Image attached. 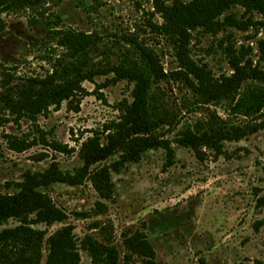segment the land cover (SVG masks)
<instances>
[{"label": "rangeland", "instance_id": "1", "mask_svg": "<svg viewBox=\"0 0 264 264\" xmlns=\"http://www.w3.org/2000/svg\"><path fill=\"white\" fill-rule=\"evenodd\" d=\"M92 12L66 0L57 10L66 24L97 33L101 36L96 60L118 62L134 38L138 44L154 52L168 74L179 67L175 49L164 36L151 31V21H161L148 0H91ZM239 18L243 8L235 7ZM255 19L260 15L255 14ZM7 27L0 31V63L7 68L19 66L18 73L43 72L49 65L37 57V39L45 36L41 28L27 15L5 16ZM264 28L246 30L226 26L217 33L199 28L192 32L190 56L219 76L230 74L231 51L250 47L247 57L264 65L259 40ZM111 72L107 76L111 77ZM170 75V74H169ZM106 76H96L95 82L85 81L73 102L79 111L64 102L38 117L36 124L75 151L57 152L38 144L17 152L9 148L5 134L38 136L32 122L21 119L6 121L8 115L0 111V192H13L28 170L46 169L56 159L61 169L74 172L83 164L78 155L81 143L95 133H103L105 126L118 119L117 104L130 96L132 85L126 81L111 82L97 88ZM165 105L178 115L177 128L167 129L165 138L174 149L173 163L167 161L164 148L146 151L137 162L127 163L120 171L112 172L115 193L104 201L108 210L95 211L101 200L88 178L81 185L55 182L44 190L67 213V219L52 226L38 224L48 235L63 225L71 224L78 241L86 234L98 236L91 229L95 221L111 222L113 243L125 254L122 233L129 229L143 230L155 247L156 264H264V206L258 198L264 196V127L239 141H227L221 153L203 148L199 156L178 142L179 128L204 114L206 108L216 109L226 117L223 108L215 105L192 107V95L180 80L169 76L158 83ZM158 89V88H157ZM156 89V90H157ZM196 110V111H194ZM239 119V118H238ZM236 119V120H238ZM240 120V119H239ZM45 157L38 159L39 154ZM117 155L100 164H109ZM263 222L262 224H259ZM18 222L10 219L5 226ZM259 225V226H258ZM46 252V250H45ZM78 264H91L87 251L81 249ZM45 260V259H44ZM44 264V261L42 262Z\"/></svg>", "mask_w": 264, "mask_h": 264}, {"label": "trees", "instance_id": "2", "mask_svg": "<svg viewBox=\"0 0 264 264\" xmlns=\"http://www.w3.org/2000/svg\"><path fill=\"white\" fill-rule=\"evenodd\" d=\"M65 1L0 0V31L7 27L5 16L27 15L45 34L37 39V57L49 65L44 73L20 74L19 66L7 68L0 63V111L9 116L6 121L32 122L39 134H5L9 148L23 152L43 144L57 152L75 151L69 144L47 138L36 121L64 102L79 111V104L73 106L74 99L85 92L83 82H95L96 76H106L104 82L98 83V89L111 82L126 81L132 85L130 96L118 102L119 117L105 126L104 140L95 133L81 143L78 155L83 164L74 172L64 171L54 159L44 170H28L23 180L15 184V191L0 192V264H78L81 249L88 252L91 264H156L155 247L140 229L122 233L126 250L122 255L113 243L111 222H93L91 229L98 236L86 234L81 241L71 224L49 235L46 229L36 227L67 219L66 211L44 189L55 182L81 185L88 178L101 198L95 211L104 213L108 210L104 201L112 200L115 193L112 172L158 148L167 151V162L172 164L175 152L163 129L177 128L180 120L166 107L158 86L169 76L185 84L193 98L190 106L212 104L226 113L223 117L216 109L206 108L201 117L184 123L177 131L178 142L199 156L204 154L203 148L221 153L227 141H239L264 127V65L247 57L252 48L232 50V72L219 76L207 64L194 60L189 48L192 32L199 28L214 34L226 26L243 30L251 26L264 28V0H148L155 9L153 15L157 13L161 18L160 22L149 23L151 31L164 36L175 49L179 67L170 75L158 56L134 38L127 40L134 48L126 49L118 62L96 60L101 36L97 31L66 24L57 10ZM71 1L92 12L91 0ZM238 6L243 8L242 18L231 11ZM255 14L260 18L255 19ZM259 47L264 57V38L259 40ZM111 72L114 75L107 76ZM45 155L39 154L38 159ZM115 155L109 164L97 165ZM257 201L258 206H264V196ZM10 219L18 223L3 227Z\"/></svg>", "mask_w": 264, "mask_h": 264}]
</instances>
